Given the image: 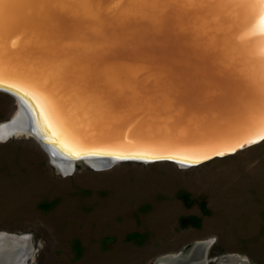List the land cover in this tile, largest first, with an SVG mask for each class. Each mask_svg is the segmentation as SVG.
<instances>
[{
  "label": "water",
  "instance_id": "water-1",
  "mask_svg": "<svg viewBox=\"0 0 264 264\" xmlns=\"http://www.w3.org/2000/svg\"><path fill=\"white\" fill-rule=\"evenodd\" d=\"M259 11L260 0H220L215 9L194 0H0V92L52 155L63 153L37 132L32 97L70 136L77 124L91 133L74 139L84 152L68 159L191 167L224 158L264 140ZM68 97L83 109L71 110ZM149 125L155 134L143 133ZM208 245L167 264H204ZM31 251L29 236L0 233V264H26Z\"/></svg>",
  "mask_w": 264,
  "mask_h": 264
},
{
  "label": "rangeland",
  "instance_id": "rangeland-1",
  "mask_svg": "<svg viewBox=\"0 0 264 264\" xmlns=\"http://www.w3.org/2000/svg\"><path fill=\"white\" fill-rule=\"evenodd\" d=\"M18 108L0 92V125ZM2 138L0 233L30 237L26 264H167L203 242L204 264H264V140L198 166L80 160L62 173L34 136Z\"/></svg>",
  "mask_w": 264,
  "mask_h": 264
},
{
  "label": "bare ground",
  "instance_id": "bare-ground-1",
  "mask_svg": "<svg viewBox=\"0 0 264 264\" xmlns=\"http://www.w3.org/2000/svg\"><path fill=\"white\" fill-rule=\"evenodd\" d=\"M45 103L46 102H43V101L41 102L39 99L36 101L32 97V98H30L31 107L29 106V109H31V110L33 109V112L36 115L34 122L36 124V128L39 130V131L37 130V132L40 133L41 135L44 134L46 141L47 140L51 141V139H52L53 141H55L58 144L57 145L59 148L58 151L63 153L61 155L62 157L58 156L56 154L52 155L50 152H49V155L51 156V159H52V162L54 163V165L57 166L56 169L62 173H66V172L73 169V167L75 165V161H77V160H73V158L68 159V157L70 155L77 156L78 153L84 152L81 150L83 148H81L79 146V143L77 141H75L74 139L75 138L77 140H79L80 138L86 139L90 136L91 133L81 132L79 129L80 125L77 124L78 127L72 129V130H74V134L76 137L70 136L69 134H67L65 132L64 128L57 121V119L53 116V114H52L53 112L51 111L52 109L49 106V104L46 103V105H44ZM64 103H65V105L70 107L71 110H78L79 106L82 107V108H80L82 110L84 107V105H82L81 102L75 98L73 100H71V98H69V97L64 98ZM70 112L71 111H68V114H65V116H64L65 120L67 122H71V119H73ZM22 116H23V114H22L21 108L19 106L18 111L12 120L8 124L2 123L0 125V138L5 137V136H9L11 134H15V135L27 134V135H32L36 138V135L33 134V132H31V130L29 128L26 127V121ZM96 119L98 120V118L93 116V119L91 120V125L86 124V127H89L90 131H92L93 130L92 127H94V125L98 123ZM62 120H64V119L62 118ZM143 123H144V121H143ZM150 124H152V123H150ZM150 126H152V125H149V127L145 129V131L143 132L144 134H155L154 132H152ZM153 126H155V120H154ZM163 128H164V126L162 127V129ZM164 129H166V128H164ZM141 130H142V128L139 129V131H141ZM143 137L153 138V136H151V135L141 136L140 138H143ZM40 144L43 147H45V145H43L41 142H40ZM67 155H69V156H67ZM54 157L56 159H61V162L54 161V159H53ZM96 157H97V155H95V158H93V159L85 158L84 162H86L88 165H91L94 167L111 165V162H109L108 160L99 159ZM63 159H65V160L67 159V160L62 161Z\"/></svg>",
  "mask_w": 264,
  "mask_h": 264
},
{
  "label": "snow or ice",
  "instance_id": "snow-or-ice-1",
  "mask_svg": "<svg viewBox=\"0 0 264 264\" xmlns=\"http://www.w3.org/2000/svg\"><path fill=\"white\" fill-rule=\"evenodd\" d=\"M197 4H204L208 8L215 9L220 6V0H194ZM255 34L264 36V0H260V11L257 22L253 25ZM261 56L264 57V49L261 50ZM259 104L261 116L264 117V74L261 76V86L259 95ZM143 159L144 157H137Z\"/></svg>",
  "mask_w": 264,
  "mask_h": 264
}]
</instances>
